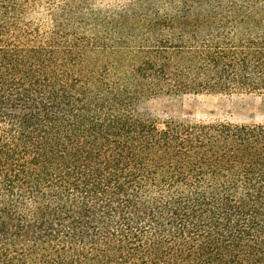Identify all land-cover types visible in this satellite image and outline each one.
<instances>
[{"label": "trees", "instance_id": "1", "mask_svg": "<svg viewBox=\"0 0 264 264\" xmlns=\"http://www.w3.org/2000/svg\"><path fill=\"white\" fill-rule=\"evenodd\" d=\"M235 91L264 0H0V264H264V124L146 108Z\"/></svg>", "mask_w": 264, "mask_h": 264}, {"label": "rangeland", "instance_id": "2", "mask_svg": "<svg viewBox=\"0 0 264 264\" xmlns=\"http://www.w3.org/2000/svg\"><path fill=\"white\" fill-rule=\"evenodd\" d=\"M98 1L104 7L111 0ZM46 5L43 2L32 14L34 21L46 17ZM146 108L160 121L189 119L264 124V93H186L151 100Z\"/></svg>", "mask_w": 264, "mask_h": 264}]
</instances>
